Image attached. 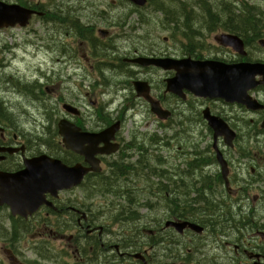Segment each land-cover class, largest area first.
I'll use <instances>...</instances> for the list:
<instances>
[{
    "label": "flooded vegetation",
    "instance_id": "af4514ba",
    "mask_svg": "<svg viewBox=\"0 0 264 264\" xmlns=\"http://www.w3.org/2000/svg\"><path fill=\"white\" fill-rule=\"evenodd\" d=\"M1 1L21 6L30 14L25 27L0 28V70L10 66L21 46H36L29 40L9 45L1 37L6 31L14 40V30L25 34L36 21L43 29L55 31L58 50L51 53L46 44L50 36L43 33L37 48L53 54L57 67L50 76L45 72L24 82L26 92L27 84L36 91V104H31L35 113L26 115L25 123L8 112L0 97V148L14 149L0 151V172H19L27 162L44 154L68 167L90 168L83 155L63 144L60 121L87 134V150L88 134L109 131L108 141L95 147L108 150L94 155L97 171L87 172L79 185L55 197L46 194L51 206L42 204L26 216L13 215L7 206H0L1 211H8L0 216V240L5 241L2 251L7 264H264V110L196 95L184 87L176 94L167 90V80L175 77V69L135 62L169 58L225 66L264 64V15L256 25L261 28L256 38L237 34L242 53L237 44L222 42L223 34H236L226 31L233 27L229 14L237 12L234 5L196 7L205 19L202 23L198 19L197 28L192 26L196 21L193 9L178 6L184 30L172 20L175 10L151 6L164 15L155 27L165 33L158 45L161 49L126 44L119 53L125 29L140 32L150 25L145 20L134 28L125 18L139 16L145 7H130L119 21L100 26L76 21L65 11V2L71 0ZM110 3V8H117L116 0ZM107 16L104 11L97 18L107 20ZM156 29L139 40L151 39ZM175 30L183 32L181 40L174 39ZM7 54L12 57L8 62ZM88 64L98 78L94 82L90 81L95 78L88 79ZM202 68H206L203 72H213V67ZM109 69L112 74L108 80L105 75L110 74ZM184 70L191 73L189 65ZM114 74L120 78L113 80ZM78 78L81 83H77ZM6 82L21 87L11 75ZM247 95L264 105V83L248 90ZM43 102L50 107L47 116L41 111ZM211 118L219 127L210 125ZM112 126L115 129L111 130ZM108 186L114 192L103 195L100 190ZM97 193L104 196L106 208L98 202ZM130 203L137 208L134 216L130 215L134 228L119 210ZM155 205L161 207L157 214L143 221ZM113 206L118 208L107 213ZM170 222L192 223L200 229H179ZM29 239L32 244L23 251L19 244L29 243ZM27 252L32 259L25 257Z\"/></svg>",
    "mask_w": 264,
    "mask_h": 264
},
{
    "label": "water",
    "instance_id": "95a60500",
    "mask_svg": "<svg viewBox=\"0 0 264 264\" xmlns=\"http://www.w3.org/2000/svg\"><path fill=\"white\" fill-rule=\"evenodd\" d=\"M137 6H144L146 0H129ZM30 12L18 5H9L0 1V28L14 26L16 23L23 24ZM222 42L236 46L237 51L242 52V42L237 37L223 35ZM262 42V41H261ZM135 62L141 64H152L163 69H175L174 78L167 80V90L179 94L184 87L196 95L225 98L229 101H236L245 104L248 108H263L256 101L252 100L247 91L264 83V64L261 63H240L225 66L222 64H206L188 60L176 61L173 59H137ZM189 65L191 73L184 68ZM213 67V72H203L202 67ZM263 76L262 80L256 81V76ZM69 110H75L68 106ZM77 112V111H76ZM162 115V114H161ZM210 125L219 127L215 118L210 119ZM264 127V120L262 122ZM60 134L63 137L65 146L83 155L89 163L90 168H83L79 165L67 167L57 159L42 155L39 158L26 163L23 171L13 174L0 173V205L7 204L13 215L26 216L33 213L44 201V193L56 194L58 190L70 188L80 183L83 175L89 171H97V164L94 155L98 152L107 153L108 150L95 148L99 142L106 143L109 139L108 132L88 134V150L84 147L86 133L80 132L79 128L66 121L59 123ZM115 129L112 126L113 130ZM223 134L224 131H221ZM230 136L233 135L229 131ZM10 148H0V151ZM48 205L50 203L46 202ZM177 228L189 226L200 229L192 223L183 222L168 223Z\"/></svg>",
    "mask_w": 264,
    "mask_h": 264
},
{
    "label": "rangeland",
    "instance_id": "374dc122",
    "mask_svg": "<svg viewBox=\"0 0 264 264\" xmlns=\"http://www.w3.org/2000/svg\"><path fill=\"white\" fill-rule=\"evenodd\" d=\"M64 1H68V0H64ZM165 5H166V9H170L172 11H177L179 13V9L178 6H183V5H179V3H181L182 0H161ZM184 4L190 3L192 2V0H183ZM228 2V0H223ZM238 1H242V0H238ZM246 3H248L249 5L255 6L257 8H259L260 11L264 12V0H243ZM111 0H71L70 3L65 2V11H69L70 15L76 19V21H82V23H87V22H96L97 24H99L100 26H107V24H105L106 22L110 23V22H117L119 21V18H122L127 11L130 10V7L132 9V5L127 2L126 0H116V4L114 5L115 7H117L116 9L110 8L111 6ZM217 0H210V3H216ZM178 3V4H177ZM209 3V2H208ZM209 3V4H210ZM188 5V4H187ZM70 6V9H68ZM185 7V6H184ZM193 9V16L195 17L196 21L195 23L192 22V26L194 28H197L200 23L198 21L199 17H201L202 15L200 14V11H196V7L194 6H190ZM146 9L142 10L139 14V16H135L134 14H131L127 17H125L126 19H128L129 22H132V25L135 27H139V25L137 24L138 22H143L146 20V22H150V25L141 29L140 32L136 29H125V34L122 37V41L124 43L123 46H121L122 43L121 40L118 42V44H120V52L119 53H123L124 48L126 49L125 45L127 44V46L129 45H140V48L142 49H148L150 46L153 47H160L158 46L159 43L161 42V37L162 35H164L165 33H163L162 31H157V29L155 28L156 26L159 25V23H162L161 20H163V13L158 12L154 9H152L151 6H147L145 7ZM72 10V12H71ZM107 11L108 16H107V20H103L102 17L101 18H97L98 15H100L101 12ZM63 11H61L60 13H62ZM153 12H156V14H154ZM105 16V15H103ZM178 17V16H177ZM181 18L178 20V24L180 26V29L182 30L183 26H182V20ZM155 23H157L155 25ZM187 24H185L186 27ZM189 27V25H188ZM82 29H85V25H82ZM152 35H151V39L145 40L144 41H140L139 39H143L146 36L147 32H152L155 31ZM180 30V32H182ZM184 30V29H183ZM15 32V36H14V40H11L10 36H8L7 34H9L8 31L5 32V35H2L1 37L7 41V43L9 45H11L12 43H20L21 41L24 40H29L30 42H34L36 46L34 45H24L21 46L19 49L16 50V58L15 60H11V54H7L5 55V59L6 62H8L9 60H11V64L8 68H6V70H0V97L5 100V107L8 110V112H10L14 118H16V120L18 122H22L25 123L26 122V115L28 114H33V112L35 110L32 109L31 104H36L35 100V95H36V91L34 88H31V86L29 84H27L29 86V88L27 87V92L26 89L23 87L24 82H27L29 79L34 78L35 76H43L46 74H48L49 76L52 74V69H55L57 67V65L55 64V60H54V51L57 52V45H54V40L56 39V35H55V31L53 30H46L43 29V27L41 25H38V23L35 21L33 23V25H31L28 28V32L24 31H20V30H14ZM139 33V34H135V33ZM180 32H177L175 30L174 34V39L175 40H181L182 34ZM43 33H48L49 34V39L48 41H46L47 46L49 47V49L51 50V53H46L45 51H43V49L41 48H37L38 46L41 45V40L43 38ZM183 33V32H182ZM6 36V38H5ZM179 37V39H178ZM36 38H38V40H36ZM54 45V46H53ZM162 47V46H161ZM161 47L159 49H161ZM125 53V52H124ZM262 53V52H260ZM49 54V55H48ZM262 55V54H261ZM112 69L106 70L108 71L110 74L106 73V79H110L111 78V72ZM114 73H118V71L113 70ZM41 73V74H40ZM7 75H11L13 78H15L16 80H18L19 82H21V87L17 88L14 86V84L12 83H7L6 78ZM115 77L113 76V80H117L120 77H118L116 74H114ZM95 78V74L94 72L91 70V64H88V79H93ZM98 78H95L93 80H91L90 82H94L96 81ZM77 83H81L80 82V78H78V82ZM102 89L104 90V88L102 87ZM78 91V89H77ZM25 92V93H24ZM34 96V99H31ZM38 102V100H37ZM42 102V101H41ZM46 103V104H45ZM43 102L44 106L42 108L41 111L44 112L45 116L48 115V112L50 110V107L48 106L47 102ZM45 107V108H44ZM35 113V112H34ZM51 114V112H50ZM49 114V115H50ZM35 116V115H33ZM52 116V115H51ZM252 118H254V115L252 116ZM20 123V124H22ZM242 133H246V129H242ZM47 141V138L45 139V142ZM254 149H260V147H254ZM100 197L97 198L98 202H101V205L103 207L106 208L105 204V198H103L104 194L100 195V194H96ZM125 205L122 206L121 208L119 207V210L124 211V216L128 217V220H133L134 214V207L133 205ZM129 206V207H128ZM117 206H113V210H109L107 213H114V211L117 209ZM158 205L153 206V210L151 209V211L149 212L147 219H143L144 220H148L153 218L156 214H157V210ZM130 209V210H129ZM132 209V210H131ZM8 211L6 210H0V216L1 215H6ZM132 215V216H130ZM128 225H130L132 228L135 227V222L131 221L128 222ZM31 239V238H30ZM29 239V243H22L21 245L19 244V247H21L23 249V251L27 250L28 245H31L32 242ZM5 241L0 240V264L1 261L4 263L3 264H7L6 262V257L3 254L2 251V244ZM34 243V241H33ZM54 245H58V243L56 242ZM27 258L32 259L33 256L27 252L25 254Z\"/></svg>",
    "mask_w": 264,
    "mask_h": 264
},
{
    "label": "trees",
    "instance_id": "16d2710c",
    "mask_svg": "<svg viewBox=\"0 0 264 264\" xmlns=\"http://www.w3.org/2000/svg\"><path fill=\"white\" fill-rule=\"evenodd\" d=\"M180 4L183 6L188 4L189 6H195V7H200V8L211 5L208 2H201L199 0L192 1V2L187 3V4L179 3V5ZM219 4H221L223 6V5H228L230 3L221 2V3H216L215 5L220 6ZM236 4H237V6H239L241 8L235 14H229V16L233 17V19H230V21L233 20V27H228V28H226V30L230 31V32H234L240 36H246L247 35V36H251V37L255 36V38H256L257 34H258L257 31L261 30V28L258 29V26H256L257 24H259L262 21L261 15L258 14V13H261V11L253 10L252 9L253 7H249L250 5L248 3H246L245 1H240V2H237ZM148 5L154 6L156 9H161L162 11L166 10L165 9L166 5L161 0H148ZM173 13H174L173 14L174 17L172 20L178 21L179 20L178 19L179 18L178 12L174 11ZM181 13H183V12L182 11L180 12V16H181ZM208 15H210V14H208ZM199 21L202 23L203 20L199 17ZM203 22H205V19ZM6 80H7V78H6ZM100 191L103 194V193L111 192L113 190L108 186V187H105L104 189H102ZM122 212H124V211H122Z\"/></svg>",
    "mask_w": 264,
    "mask_h": 264
},
{
    "label": "bare ground",
    "instance_id": "6f19581e",
    "mask_svg": "<svg viewBox=\"0 0 264 264\" xmlns=\"http://www.w3.org/2000/svg\"><path fill=\"white\" fill-rule=\"evenodd\" d=\"M252 22V21H251ZM5 109V108H4ZM6 110V109H5ZM160 145V144H159ZM158 146V145H157ZM160 149V148H159ZM159 154V153H158ZM155 156V155H154ZM161 156V155H160ZM159 160V159H158ZM158 163V162H157ZM156 163V164H157ZM155 164V165H156ZM159 164V163H158ZM157 166V165H156ZM159 166V165H158ZM126 185V184H125ZM124 187V186H123ZM129 190H130V188H128ZM127 189V190H128ZM126 190V191H127ZM134 190H136V189H134ZM124 191V190H123ZM135 192V191H134ZM124 193H126V192H124ZM133 193V192H132ZM140 193V192H139ZM122 194V193H121ZM127 194H130V193H127ZM138 194V193H137ZM142 194V193H141ZM149 194V193H148ZM131 195V194H130ZM133 196H135V195H133ZM123 197H124V195H123ZM126 197H127V195H126ZM129 197V196H128ZM131 197V196H130ZM125 199V198H124ZM127 201V200H126ZM132 201H134V200H132ZM147 202V201H146ZM153 202V201H152ZM129 203V202H128ZM131 204V203H130ZM156 204V203H155ZM129 205V204H128ZM133 205V207H134V204H132ZM131 205V206H132ZM141 205V204H140ZM145 206H147V205H145ZM156 206V205H155ZM129 207V206H128ZM151 207H152V205H151ZM134 208H136V207H134ZM141 208V207H140ZM148 208V207H147ZM149 209V208H148ZM152 209V208H151ZM130 210V209H129ZM132 210V209H131ZM136 210H137V208H136ZM153 210V209H152ZM136 213V212H135ZM138 213V212H137ZM148 213V212H147ZM146 213H144V215H145ZM126 218H128V217H126ZM125 222V221H124ZM129 222H131V220H129ZM147 222V221H146ZM142 225V224H141ZM146 225V224H145ZM150 225V224H149ZM143 227V226H142ZM146 227V226H145ZM147 227H148V225H147Z\"/></svg>",
    "mask_w": 264,
    "mask_h": 264
}]
</instances>
